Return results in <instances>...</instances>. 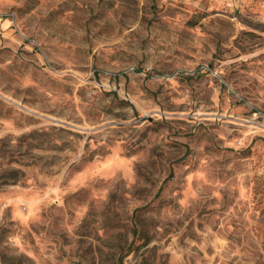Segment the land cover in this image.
I'll list each match as a JSON object with an SVG mask.
<instances>
[{"label": "rangeland", "instance_id": "rangeland-1", "mask_svg": "<svg viewBox=\"0 0 264 264\" xmlns=\"http://www.w3.org/2000/svg\"><path fill=\"white\" fill-rule=\"evenodd\" d=\"M0 264H264V0H0Z\"/></svg>", "mask_w": 264, "mask_h": 264}, {"label": "trees", "instance_id": "trees-1", "mask_svg": "<svg viewBox=\"0 0 264 264\" xmlns=\"http://www.w3.org/2000/svg\"><path fill=\"white\" fill-rule=\"evenodd\" d=\"M12 173L22 176V173L19 170H13Z\"/></svg>", "mask_w": 264, "mask_h": 264}]
</instances>
